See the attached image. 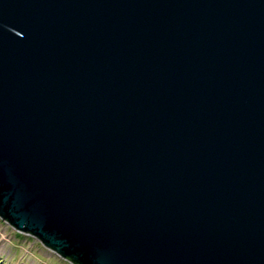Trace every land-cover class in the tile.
Returning <instances> with one entry per match:
<instances>
[{
    "label": "water",
    "instance_id": "95a60500",
    "mask_svg": "<svg viewBox=\"0 0 264 264\" xmlns=\"http://www.w3.org/2000/svg\"><path fill=\"white\" fill-rule=\"evenodd\" d=\"M0 216L74 264H264V0H0Z\"/></svg>",
    "mask_w": 264,
    "mask_h": 264
},
{
    "label": "rangeland",
    "instance_id": "374dc122",
    "mask_svg": "<svg viewBox=\"0 0 264 264\" xmlns=\"http://www.w3.org/2000/svg\"><path fill=\"white\" fill-rule=\"evenodd\" d=\"M0 264H74L0 216Z\"/></svg>",
    "mask_w": 264,
    "mask_h": 264
}]
</instances>
